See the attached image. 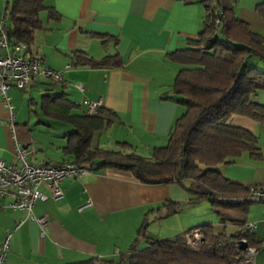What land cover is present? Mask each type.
<instances>
[{"label":"crops","instance_id":"0c3cea01","mask_svg":"<svg viewBox=\"0 0 264 264\" xmlns=\"http://www.w3.org/2000/svg\"><path fill=\"white\" fill-rule=\"evenodd\" d=\"M9 1L0 0V30ZM239 2L234 9L236 17ZM259 2L264 0H256L254 6ZM41 4L52 8L57 16L49 18L47 10L38 12L41 28L33 32L25 54L42 58L49 69L62 70L63 79L54 85L48 78L34 76L23 88L28 103L37 105L39 110L40 96L49 89L63 93L78 105L76 112H84V100H100L101 107L113 115L108 126L92 134L91 147L104 149L99 140L107 127L115 147L117 142H125L138 155L147 156L153 147L165 145L174 121L184 111L179 97L171 92L181 66L169 61L166 53L184 48L186 39L199 31L201 5H186L181 0H42ZM254 6L249 19L238 18L247 22L251 31L264 35V20ZM101 36L106 38L104 43ZM6 52L0 46V57ZM74 52H83L92 60L115 55L120 66L90 68L74 64ZM77 84H81V90ZM14 89L9 88L13 101L7 97L12 107V128L0 95V159L16 163L15 144L28 147L27 159L33 164H57L67 159L61 147L68 131L55 144L35 136L27 126L28 114L17 106L21 98H17ZM252 100L264 104V90H256ZM228 123L256 136L260 158L241 153L217 164L215 169L241 185L264 186V124L240 115H232ZM44 124L50 126L49 122ZM95 133L99 136L93 146ZM87 169L86 176L60 182L61 200L35 202L31 212L45 218L44 229L26 218L24 212L2 208L6 200L0 198V241L6 231L11 232L1 264H68L92 257L116 261L127 252L144 218L145 236H156L154 239L158 235L169 238L197 226L180 223L175 218L178 212L164 215L160 208L165 200L183 203L189 196L177 184H141L129 171L114 167ZM252 204L246 221L254 223L252 233L259 242L264 239V212L261 204ZM17 220L22 223L13 230ZM236 230L235 227L231 234Z\"/></svg>","mask_w":264,"mask_h":264},{"label":"trees","instance_id":"16d2710c","mask_svg":"<svg viewBox=\"0 0 264 264\" xmlns=\"http://www.w3.org/2000/svg\"><path fill=\"white\" fill-rule=\"evenodd\" d=\"M41 1L11 0L5 4L3 30L10 45L31 43L33 32L41 28L39 11L47 10L49 18L57 16ZM181 1L200 4L203 18L199 31L186 39L184 48L166 53L169 61L181 66L171 92L179 97L184 111L174 121L165 145L153 147L147 156L138 155L125 142H117L113 151L91 147L92 134L108 126L113 114L104 107L91 114L76 112L78 105L51 89L40 96L39 111L47 120L72 128L64 136L61 152L67 159L61 162L127 170L141 184L175 183L189 195L185 203L208 200L218 222L237 230L225 235L214 232L211 224L197 225L194 228L200 231L202 241L192 248L184 238L187 231L163 239L145 236L144 218L127 252L116 261L92 257L68 264H243L238 242L244 240L256 249L261 244L245 228L253 203L247 200L245 186L224 178L215 166L241 153L260 158L256 136L228 120L240 115L264 124V104L252 100L256 90H264V35L251 31L247 22L235 16L238 0ZM254 9L264 20V2L255 4ZM101 38L104 43L106 38ZM73 59L74 64L90 68L120 66L115 55L92 60L83 52H74ZM181 205L165 200L160 208L169 215ZM140 241L143 247L138 246Z\"/></svg>","mask_w":264,"mask_h":264},{"label":"built area","instance_id":"2783aa9c","mask_svg":"<svg viewBox=\"0 0 264 264\" xmlns=\"http://www.w3.org/2000/svg\"><path fill=\"white\" fill-rule=\"evenodd\" d=\"M0 46L7 50L6 54L0 57V95L4 106L9 111V126L12 128L14 124L12 107L5 95L6 91L9 88L23 89L34 76L48 78L54 85L61 82L63 76L62 70L55 71L44 66L42 58L26 56V45L24 43L17 42L10 45L3 30H0ZM76 88L81 90V84H77ZM82 104L86 114L94 113L97 108L101 107L100 100H84ZM29 152L27 146L15 144L14 156L16 163H6L0 159V198L6 200L5 205L1 207L24 212L26 218L34 221L44 229L45 218L35 217L31 212L35 202L61 200L63 191L60 182L65 178L78 179L86 176L89 172L87 168L71 162L33 164L27 159ZM42 188L47 192H43ZM245 188L248 193L247 200L261 204L264 212V186L247 184ZM21 223L22 220H17L13 230H16ZM245 228L250 231L253 230L254 223L246 222ZM10 235L11 232L6 231L0 241V264L8 250ZM184 238L192 248H197L202 241L201 233L197 228L187 231ZM255 252L256 248L250 245L240 249L241 262L252 264Z\"/></svg>","mask_w":264,"mask_h":264},{"label":"rangeland","instance_id":"374dc122","mask_svg":"<svg viewBox=\"0 0 264 264\" xmlns=\"http://www.w3.org/2000/svg\"><path fill=\"white\" fill-rule=\"evenodd\" d=\"M254 1V2H253ZM256 0H240L239 4L236 7V14L238 17H242L243 19H249V15H251V9L254 6L253 3H255ZM235 9V7H234ZM255 16L257 18V15L255 13ZM260 17V16H259ZM241 18V19H242ZM264 31V30H261ZM264 33V32H263ZM263 35V34H262ZM251 61L257 62V65L260 68H263L262 65L255 59H252ZM14 89V88H13ZM16 92L17 98H21L17 100V106H20V108L24 109V111L28 114L29 121H28V129L37 137L40 139H44L45 142H51L53 144L58 143L61 138L59 136L63 135L66 131H70L72 128L64 123L59 122H50L45 117L40 115L38 112V106L33 103H28L27 97L24 95L25 91L14 89ZM6 97L13 98L10 96V91H6L5 93ZM44 122H49L50 126H46ZM109 130L110 127H107L106 131H103L101 133V139L99 140V144L104 149H111L116 150L117 146L115 147L114 143H112V139L109 137ZM99 136V133H95L94 140H93V146L95 145V140ZM108 144H111L110 146H107ZM51 150V149H50ZM51 153L55 155V151L51 150ZM142 156V155H141ZM186 193V192H185ZM181 207L178 210V213L176 215V220L183 222V223H193L192 225H201V224H211L213 227L214 232H222L225 235H230L234 232L235 227L230 224L221 225L217 222L215 213L208 202V200H200L194 203H181ZM254 204H251V206ZM164 229V228H163ZM253 232V230H251ZM5 235V233H4ZM156 238V236H153V238ZM157 239H163L161 236H157ZM261 245L256 250L254 259L252 264H264V239H260ZM139 247L144 246V242L140 241L138 244Z\"/></svg>","mask_w":264,"mask_h":264},{"label":"water","instance_id":"95a60500","mask_svg":"<svg viewBox=\"0 0 264 264\" xmlns=\"http://www.w3.org/2000/svg\"><path fill=\"white\" fill-rule=\"evenodd\" d=\"M246 246H247V243H246L245 241L240 240V241L238 242V247H239L240 249H244Z\"/></svg>","mask_w":264,"mask_h":264}]
</instances>
